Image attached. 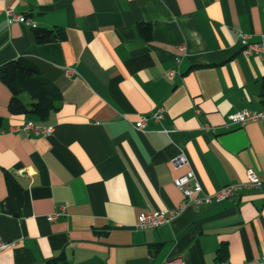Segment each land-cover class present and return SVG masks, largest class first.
I'll return each instance as SVG.
<instances>
[{"label": "crops", "instance_id": "obj_1", "mask_svg": "<svg viewBox=\"0 0 264 264\" xmlns=\"http://www.w3.org/2000/svg\"><path fill=\"white\" fill-rule=\"evenodd\" d=\"M5 9L35 27L8 23ZM33 29L65 38L37 44ZM238 32L264 35V0H0V67L27 59L60 96L44 120L13 115L0 82V243L12 244L0 264H264V120L225 127L264 109V61L241 53ZM158 108L161 123L133 128ZM27 122L54 131L28 137L16 130ZM179 151L188 165L171 164ZM248 169L260 190L135 230L141 213L183 201L173 181L188 170L202 196Z\"/></svg>", "mask_w": 264, "mask_h": 264}, {"label": "built area", "instance_id": "obj_2", "mask_svg": "<svg viewBox=\"0 0 264 264\" xmlns=\"http://www.w3.org/2000/svg\"><path fill=\"white\" fill-rule=\"evenodd\" d=\"M5 17L8 23L23 24L27 27L34 28L35 23L29 18L15 14L11 9L4 10ZM237 41L241 49V53L246 57H255L258 60L264 61V35H261L258 41H253L249 34L238 32ZM180 53H184V47H179ZM174 67L166 72V77L172 80L178 73V65L180 63V57L176 56L173 60ZM66 75L68 77L73 75L72 70H67ZM165 115L164 108H158L149 115H141L133 124V128L138 132H143L147 123L152 121L155 124L161 123ZM264 120V109L261 111L239 110L230 114L227 117V123L225 127L237 126L242 127L248 122H256ZM17 131L24 133L26 136L47 137L50 136L54 128L52 126L40 127L31 122L24 123L19 126ZM201 130L214 133L215 129L207 124L201 125ZM166 133L167 131H163ZM171 164L174 166H186L188 160L182 151H179L177 155L171 159ZM174 187L183 196V201L172 210L166 212L148 211L141 213L138 217L135 230L148 231L156 229L163 225H168L176 220L180 215L188 208L191 207L195 210L204 209L208 206L221 203L225 200L231 199L238 194L245 191H258L261 188L262 182L259 179L257 172L252 169H248L245 172V182L238 184L227 185L214 194L202 195L201 185L197 181L195 174L192 170H188L183 175L179 176L173 181ZM65 215V208L60 207L57 212L47 216L48 222H53L59 217ZM12 244L0 243V250L11 247ZM264 259V258H263ZM164 264H183L180 260H171ZM215 264H230L226 261H217Z\"/></svg>", "mask_w": 264, "mask_h": 264}, {"label": "trees", "instance_id": "obj_3", "mask_svg": "<svg viewBox=\"0 0 264 264\" xmlns=\"http://www.w3.org/2000/svg\"><path fill=\"white\" fill-rule=\"evenodd\" d=\"M138 32L144 40L150 38L149 25H139ZM56 38L63 40L65 36L61 32L54 34L52 30L33 29V39L37 44L50 43ZM0 82L11 92L8 111L13 115L29 114L44 120L50 111L56 109L59 93L39 76L33 63L27 59L19 58L1 66ZM21 94L30 97L29 106H25L20 100Z\"/></svg>", "mask_w": 264, "mask_h": 264}]
</instances>
